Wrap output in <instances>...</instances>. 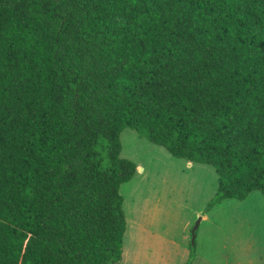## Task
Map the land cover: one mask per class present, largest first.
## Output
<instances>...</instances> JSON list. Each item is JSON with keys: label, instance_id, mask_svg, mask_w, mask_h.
<instances>
[{"label": "trees", "instance_id": "trees-1", "mask_svg": "<svg viewBox=\"0 0 264 264\" xmlns=\"http://www.w3.org/2000/svg\"><path fill=\"white\" fill-rule=\"evenodd\" d=\"M126 129L264 197V0H0V264L121 263Z\"/></svg>", "mask_w": 264, "mask_h": 264}, {"label": "rangeland", "instance_id": "rangeland-1", "mask_svg": "<svg viewBox=\"0 0 264 264\" xmlns=\"http://www.w3.org/2000/svg\"><path fill=\"white\" fill-rule=\"evenodd\" d=\"M121 157L137 171L122 185L127 230L120 264H185L195 233L193 264H264V197L228 199L207 211L218 177L126 129Z\"/></svg>", "mask_w": 264, "mask_h": 264}, {"label": "water", "instance_id": "water-1", "mask_svg": "<svg viewBox=\"0 0 264 264\" xmlns=\"http://www.w3.org/2000/svg\"><path fill=\"white\" fill-rule=\"evenodd\" d=\"M200 221H201V219H199L197 221V223L195 224L194 228L191 231V242H192V244L195 242V238H196L195 233H196V231L198 229V226H199Z\"/></svg>", "mask_w": 264, "mask_h": 264}, {"label": "crops", "instance_id": "crops-1", "mask_svg": "<svg viewBox=\"0 0 264 264\" xmlns=\"http://www.w3.org/2000/svg\"><path fill=\"white\" fill-rule=\"evenodd\" d=\"M189 167H191L192 166V163H189V165H188Z\"/></svg>", "mask_w": 264, "mask_h": 264}]
</instances>
